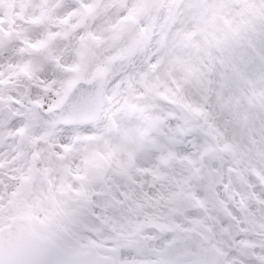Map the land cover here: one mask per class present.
I'll return each mask as SVG.
<instances>
[{"label": "snow or ice", "instance_id": "6c2138e0", "mask_svg": "<svg viewBox=\"0 0 264 264\" xmlns=\"http://www.w3.org/2000/svg\"><path fill=\"white\" fill-rule=\"evenodd\" d=\"M0 264H264V0H0Z\"/></svg>", "mask_w": 264, "mask_h": 264}]
</instances>
